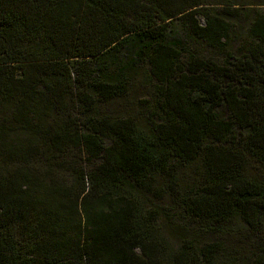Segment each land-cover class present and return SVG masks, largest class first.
Masks as SVG:
<instances>
[{"label":"trees","instance_id":"obj_1","mask_svg":"<svg viewBox=\"0 0 264 264\" xmlns=\"http://www.w3.org/2000/svg\"><path fill=\"white\" fill-rule=\"evenodd\" d=\"M208 1L0 0V264H264V0L184 61L231 30ZM142 66L144 121L97 116Z\"/></svg>","mask_w":264,"mask_h":264},{"label":"rangeland","instance_id":"obj_2","mask_svg":"<svg viewBox=\"0 0 264 264\" xmlns=\"http://www.w3.org/2000/svg\"><path fill=\"white\" fill-rule=\"evenodd\" d=\"M240 3H251L248 4L250 10H254L255 8H262L254 5V3H258L260 0H237ZM208 7H210L213 14H221L223 17L229 21L232 26L230 32L227 34L225 40L223 41V45L221 47H213L199 37L189 36V33L186 32L187 37L185 47L187 49V53L185 56H182V59L186 61L189 54L198 57L199 59H208L214 61L218 64H226L230 65L233 62L234 58H238L242 54V50L245 48H249L252 46V43H256V40L250 35L248 32V25L245 18H243V12L246 14H250L251 11L246 10L238 13L237 16L232 15L231 17L221 12L222 9L220 6L214 5L215 0H209ZM197 20L200 25L204 24V19L201 16L197 17ZM185 33V26L181 24L180 21H174L167 30V35L175 36L182 35ZM185 39V38H184ZM255 40V41H254ZM141 66V65H140ZM145 71L144 66L141 68L137 67L136 72L137 75H134V82L129 86V91L123 98H119L114 102H111L109 105H100L99 106V115L107 114V113H118V114H126L134 117H139V121L142 123L145 116L151 110L152 105V86L151 81L141 80L143 78V72ZM181 172H184L183 178L185 181H188L190 178V171L187 168H183ZM259 173L258 169L255 167H250L249 174L255 175ZM221 264V263H218Z\"/></svg>","mask_w":264,"mask_h":264}]
</instances>
